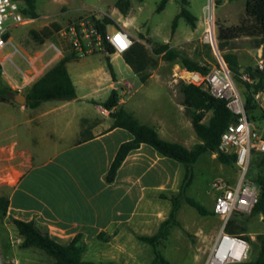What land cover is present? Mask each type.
<instances>
[{
  "label": "crops",
  "instance_id": "crops-1",
  "mask_svg": "<svg viewBox=\"0 0 264 264\" xmlns=\"http://www.w3.org/2000/svg\"><path fill=\"white\" fill-rule=\"evenodd\" d=\"M113 25L108 24L107 30L112 32ZM241 37L233 39L230 48L225 50L237 53L242 65H251L260 54L264 55V46L240 47L233 41ZM253 50H257L256 56ZM101 52L106 57L103 65L86 68L79 64L82 57L96 52L83 54L67 63L76 85V97L44 100L31 108L26 104L29 84L25 86V93L19 89L20 101H4L17 106L27 116L26 126L18 138L0 146V195L10 199L4 220L6 224H13L12 221L8 223L10 217L35 220L63 244H68L77 233H83L88 246L83 255L86 260L151 264L155 258L154 246L138 239L136 233L152 235L160 230L173 210V202L162 198L160 193L178 192L186 168L183 162L159 154L149 143H142L128 153L115 180L107 182L105 175L121 143L134 135L123 127L111 128L113 119L102 101L120 83L126 84L123 93L128 95L121 96L120 104L141 122L154 125L162 138L187 147H193L201 139L186 111L183 96L177 90L180 81L161 74L160 64L146 80L122 81L115 60L123 54ZM45 55L46 51L34 60L36 66ZM63 55L54 52L48 58L51 63L48 68ZM91 77L109 83L111 90L105 99L85 90ZM169 99L175 102L177 114H172L174 104L169 105ZM205 157L220 160L219 151L207 152L199 157L194 168ZM228 164H235L240 171L236 162ZM115 230L109 240L99 237L101 231L112 233ZM20 241L18 237L17 242ZM10 260L15 262L13 264L42 262L35 250L16 246L13 256L5 258V264Z\"/></svg>",
  "mask_w": 264,
  "mask_h": 264
},
{
  "label": "rangeland",
  "instance_id": "rangeland-1",
  "mask_svg": "<svg viewBox=\"0 0 264 264\" xmlns=\"http://www.w3.org/2000/svg\"><path fill=\"white\" fill-rule=\"evenodd\" d=\"M216 1L211 0V9L214 10V27L217 34L218 23H240L245 15L246 0H221L222 2L219 5H217ZM160 2L161 0H130L128 12L125 14L117 5L118 0H36L39 15L34 17V20L28 24L12 28L13 42L22 50L28 52L31 59L37 60V57H41L52 41L59 44V39L56 33L54 38L47 39L43 44H38L37 40L32 37L31 29L42 30L54 22H58L63 27L83 18L89 19L94 23V17L102 19L105 15H108L116 21L113 26H125L136 39L142 40L150 49L156 42H169L171 46L199 60L202 64H208L211 67L217 66L219 57L212 46L203 41L204 17L209 0H168L166 6L159 11L157 7ZM184 6L196 15L198 19L193 23L184 16H180L174 29V18ZM111 25L109 24L110 27ZM233 42L240 47L255 45V39L253 38L241 37ZM63 48L64 53L71 49L65 46ZM14 49L15 47L9 44L1 54L5 57ZM54 52L56 53L53 48H48L45 57L43 56L41 60L37 61V67L41 70L38 76L49 67L51 63H48V58ZM223 53L224 51L221 50V54ZM253 53L256 56L257 50H253ZM245 58L243 56V59ZM105 61V55L98 51L95 54L82 57L79 64L86 68H93L103 65ZM115 62L118 76L123 77L122 81L133 83L142 80L140 75L125 62L122 56L116 58ZM175 63L161 59L159 63L161 65V74L168 79H172ZM257 63L258 59H255L251 65L257 67ZM119 67L122 69L121 71ZM20 69L29 74L34 70L19 51L14 53L13 60H6L3 65L0 64V79L9 84L13 90H18V92H13L14 97L10 101L11 103L18 102L22 98V95L19 94L18 86L12 80L13 78L20 84L24 83V73ZM154 69L151 68L150 71ZM256 81L253 79V83H256ZM235 83L240 92H242L244 88L242 82L235 80ZM123 87L126 88L127 85L120 83L117 86V90L121 96L126 97L128 94L123 93ZM26 90L27 88L23 87L21 91L25 93ZM85 90L92 91L94 96L105 99L111 88L108 82L103 80L98 82L96 77H91L86 84ZM177 90L183 96L179 88V82ZM258 102L262 108L259 106L255 109L254 114L257 116V120H252V125L264 137V89L260 93ZM11 103L0 100V146L10 144L17 139L21 129L26 126L27 116L23 115L18 107ZM167 103L169 105L174 104L171 112L172 114H177L175 102L169 99ZM10 113L13 116H9L8 114ZM211 113V111L206 113L205 121L209 120ZM20 122H23V124L21 125ZM183 133L185 137L190 138L187 132ZM192 133L196 135V132ZM253 149H257V143H255ZM258 171V168H251L250 175L254 177ZM239 177L240 171L235 164H228L221 162L219 159L205 157L194 168V180L188 187L190 189L189 191L187 189V194L200 201L210 210L214 207L216 195L223 191V186L234 185ZM215 181L221 182L223 186L215 187ZM178 218L182 225H174L170 228L168 239L163 247L165 256L173 264H204L214 244L215 236L224 225L223 220L214 212L202 214L196 207L185 200L182 201L179 207ZM9 222H11L10 219H8ZM230 224L237 233L246 237L250 244L246 259L256 257L259 250L256 245L259 240L258 234L264 231V212L260 211L252 215L249 213H234L230 219ZM17 238L18 235L14 225L11 223L6 224L4 217L0 216V264H5V258L13 256L14 246L19 247L20 242H17ZM7 263L15 262L10 260Z\"/></svg>",
  "mask_w": 264,
  "mask_h": 264
},
{
  "label": "trees",
  "instance_id": "trees-1",
  "mask_svg": "<svg viewBox=\"0 0 264 264\" xmlns=\"http://www.w3.org/2000/svg\"><path fill=\"white\" fill-rule=\"evenodd\" d=\"M24 1L27 4L25 11L30 16L37 17L39 14L36 0ZM167 2L168 0H161L157 9L159 11L162 10ZM221 2V0L216 1L217 5L221 4ZM117 5L127 14L130 0H118ZM180 16H184L193 23L198 19L196 15L184 6L174 18V29ZM93 21L104 36L107 32V25L116 23L115 19L108 15H105L102 19L94 17ZM60 28L61 25L58 22H54L42 30L31 29L30 32L38 44H43L47 39L54 38V35ZM241 36H250L255 39V46H264V0H246L245 15L240 23H218L217 33L218 47L224 51L222 56L231 70L234 79L242 82L244 87L242 94L245 100V107L252 121L257 120V116L254 114L255 109L259 106L261 107L255 97V93L264 89V78H258L252 72H249V74L254 80H257L256 83L242 78L243 72H240L242 64L239 61L238 54L231 49L225 50L226 48H230L229 44L233 39ZM104 42L107 53L116 52L111 43L106 40ZM122 54L125 61L140 75L142 80H146L149 77L151 73L150 69L157 67L161 59L172 63L178 62L189 69L200 70L204 73L209 72L212 68L210 65L202 64L199 60L182 53L180 49L171 46L169 42H156L150 49L142 40L135 38L131 46L122 52ZM80 56V52L74 48L67 50L54 65L28 86L26 104L31 108H35L44 100L76 97V85L70 75L67 63ZM109 66L112 68L110 62ZM179 88L183 93V103L186 111L190 115L193 126L201 139L193 147H187L181 142L166 140L160 136L154 125L141 122L131 111L120 104L121 95L116 88H113L109 97L102 101L104 107L110 110V116L113 119L111 128L123 127L130 130L134 135L133 138L121 143L105 175L107 182L115 180L117 171L128 153L140 147L142 143H149L156 148L159 154L183 162L186 168V174L178 192L160 193L162 198H167L173 202V210L168 218L163 221L160 230L152 235L136 233L138 239L148 241L154 246L155 258L151 264H173L165 256L163 247L168 239L170 228L174 225H182L178 218V210L183 200L196 207L202 214L212 212L200 201L187 194V189L194 180V164L199 157L207 152L219 151L221 161L225 163L236 162L235 153L219 150L222 133L237 116L228 106V100L218 97L211 91L203 89L198 85L183 80L179 82ZM13 92H18V90H13L9 84L0 79V100L12 101L14 97ZM208 111H212V115L206 122L204 118ZM252 154L253 158L251 155L248 175L258 183L259 199L249 213L251 215L260 211L264 212V150L253 149ZM251 168L259 169L254 177L250 175ZM9 204V196L0 195V216L5 217L7 215ZM10 220L16 228L18 237L21 238L18 245L19 248H30L40 254L42 262L35 264H123L115 261L84 259L83 255L88 246L83 233H77L68 244H63L53 238L50 232L43 229L35 220H25L16 217H10ZM225 230L233 234H239L230 222L226 224ZM115 232L116 230L112 233L101 231L99 237L103 240H109ZM258 239L256 245L259 250L256 257L227 264H264V231L258 234ZM46 259H49V261Z\"/></svg>",
  "mask_w": 264,
  "mask_h": 264
},
{
  "label": "built area",
  "instance_id": "built-area-1",
  "mask_svg": "<svg viewBox=\"0 0 264 264\" xmlns=\"http://www.w3.org/2000/svg\"><path fill=\"white\" fill-rule=\"evenodd\" d=\"M25 8H27V4L24 0H0V64L3 65L6 60H13L14 53L19 51L34 69L31 74L20 69L24 73V83L22 84L12 78L19 89L32 84L41 72L35 65V61L31 59L29 53L22 50L13 42L12 28L28 24L34 20V17L25 11ZM206 10L203 41L212 46L214 52L219 57V64L212 67L209 72L204 73L200 70L189 69L181 63L176 62L173 68L172 80L177 82L183 80L198 85L203 89L211 91L218 97L227 99L228 106L237 115L222 133L219 150L236 154V163L240 168V177L234 185L228 184L223 186L219 181L214 182L215 187H224L223 191L216 196L213 207L214 212L222 218L224 225L218 233L204 263L227 264L245 260L248 256L250 248L248 240L239 234L227 232L225 226L230 222L234 213H250L258 202L259 186L256 181L248 176V169L255 143H257V149L264 150V137L253 128L252 121L245 107L244 96L236 86L232 72L228 68L218 47V37L214 27V10L211 9V0H209ZM57 35L59 44L52 41L44 51H47L48 48H53L58 55H63V46L74 48L81 55L94 51H107L104 42L106 40L113 45L116 52L122 53L131 46L135 39L132 33L123 25L115 26L112 32L107 30L104 36L95 23L86 18L61 27L57 31ZM9 44L13 45L15 49L3 57L1 53ZM257 68L264 69L263 54H260L258 57ZM243 78L253 82V78L247 71L243 72ZM261 92L255 93L257 100Z\"/></svg>",
  "mask_w": 264,
  "mask_h": 264
},
{
  "label": "water",
  "instance_id": "water-1",
  "mask_svg": "<svg viewBox=\"0 0 264 264\" xmlns=\"http://www.w3.org/2000/svg\"><path fill=\"white\" fill-rule=\"evenodd\" d=\"M245 71L254 73L258 78H264L263 70L255 67L253 65H246V66L242 65L240 67V72H245Z\"/></svg>",
  "mask_w": 264,
  "mask_h": 264
}]
</instances>
